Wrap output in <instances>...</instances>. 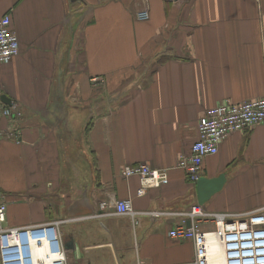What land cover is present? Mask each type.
I'll return each instance as SVG.
<instances>
[{"label": "crops", "instance_id": "1", "mask_svg": "<svg viewBox=\"0 0 264 264\" xmlns=\"http://www.w3.org/2000/svg\"><path fill=\"white\" fill-rule=\"evenodd\" d=\"M7 14L21 48L0 63V132L22 142L0 135L6 224L78 217L62 227L69 264H194V243L169 235L199 204L177 163L207 109L264 97V0H0ZM134 164L170 182L138 196L140 177L121 174ZM201 174L226 176L205 212L264 208V123L230 134ZM118 199L162 214L86 217Z\"/></svg>", "mask_w": 264, "mask_h": 264}, {"label": "built area", "instance_id": "2", "mask_svg": "<svg viewBox=\"0 0 264 264\" xmlns=\"http://www.w3.org/2000/svg\"><path fill=\"white\" fill-rule=\"evenodd\" d=\"M148 10L138 14L140 20H148ZM20 40L12 27L9 14L0 17V63L8 62L20 53ZM93 82L99 80L92 78ZM15 106L5 105L3 114L16 119ZM264 123V97L241 103L223 101L205 111L198 124V139L189 155L179 157L177 167L184 170L190 181L201 177L205 158L216 155L222 141L230 134ZM10 130L0 132L2 137L20 144V135ZM124 177L138 176L141 186L138 196L149 188H158L170 182L168 170L154 168L149 164L126 165ZM100 213L86 217L127 215L133 224L140 216L162 214L158 211H136L130 199L100 202ZM8 198L0 192V259L1 264H69L62 227L73 218H56L26 225H7ZM183 215L187 219L169 232L174 239H189L195 245L194 264H214L213 249L222 254L223 264H264V208L239 214L207 213L202 204L192 205ZM212 222L203 229L200 221ZM140 264V263H138Z\"/></svg>", "mask_w": 264, "mask_h": 264}, {"label": "water", "instance_id": "3", "mask_svg": "<svg viewBox=\"0 0 264 264\" xmlns=\"http://www.w3.org/2000/svg\"><path fill=\"white\" fill-rule=\"evenodd\" d=\"M1 100L6 105H11L12 100L7 95L3 94ZM226 182V176L220 174L213 178L201 176L196 183V189L199 197V204L205 203L214 193L220 191ZM71 244L66 243L67 249L71 248Z\"/></svg>", "mask_w": 264, "mask_h": 264}, {"label": "rangeland", "instance_id": "4", "mask_svg": "<svg viewBox=\"0 0 264 264\" xmlns=\"http://www.w3.org/2000/svg\"><path fill=\"white\" fill-rule=\"evenodd\" d=\"M1 184H10V179H7V178H0V185ZM0 192H2V193H9L10 191H8V190H5L2 186H0ZM8 198V197H7ZM18 198H21V200L22 201H24V202H27V197H25V198H22L19 194H18ZM16 201H13L12 203H15ZM11 203V204H12ZM10 204V203H9ZM26 210H28V209H26ZM9 215H10V212H9V210H7V217H9ZM19 217H21V216H19Z\"/></svg>", "mask_w": 264, "mask_h": 264}, {"label": "bare ground", "instance_id": "5", "mask_svg": "<svg viewBox=\"0 0 264 264\" xmlns=\"http://www.w3.org/2000/svg\"><path fill=\"white\" fill-rule=\"evenodd\" d=\"M214 264H223L222 254L216 248L213 249Z\"/></svg>", "mask_w": 264, "mask_h": 264}]
</instances>
